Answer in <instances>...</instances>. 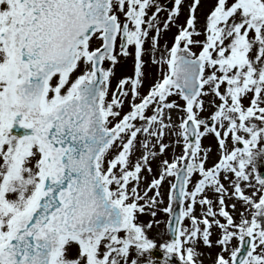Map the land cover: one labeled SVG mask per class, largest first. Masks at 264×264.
I'll return each instance as SVG.
<instances>
[{
	"label": "snow or ice",
	"instance_id": "1",
	"mask_svg": "<svg viewBox=\"0 0 264 264\" xmlns=\"http://www.w3.org/2000/svg\"><path fill=\"white\" fill-rule=\"evenodd\" d=\"M0 264H264V0H0Z\"/></svg>",
	"mask_w": 264,
	"mask_h": 264
},
{
	"label": "water",
	"instance_id": "2",
	"mask_svg": "<svg viewBox=\"0 0 264 264\" xmlns=\"http://www.w3.org/2000/svg\"><path fill=\"white\" fill-rule=\"evenodd\" d=\"M154 251L159 252L158 249L157 250H154ZM155 258H157V259H163V253L162 252H159V255L155 256Z\"/></svg>",
	"mask_w": 264,
	"mask_h": 264
},
{
	"label": "rangeland",
	"instance_id": "3",
	"mask_svg": "<svg viewBox=\"0 0 264 264\" xmlns=\"http://www.w3.org/2000/svg\"><path fill=\"white\" fill-rule=\"evenodd\" d=\"M162 2L167 3V0H162ZM152 71H155V69H152ZM161 219H164V218L161 217Z\"/></svg>",
	"mask_w": 264,
	"mask_h": 264
}]
</instances>
